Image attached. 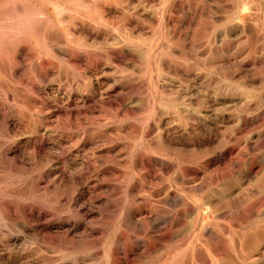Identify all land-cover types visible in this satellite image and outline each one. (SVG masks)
Segmentation results:
<instances>
[{
    "label": "rangeland",
    "instance_id": "obj_1",
    "mask_svg": "<svg viewBox=\"0 0 264 264\" xmlns=\"http://www.w3.org/2000/svg\"><path fill=\"white\" fill-rule=\"evenodd\" d=\"M75 1L0 0V264H264V0Z\"/></svg>",
    "mask_w": 264,
    "mask_h": 264
},
{
    "label": "bare ground",
    "instance_id": "obj_2",
    "mask_svg": "<svg viewBox=\"0 0 264 264\" xmlns=\"http://www.w3.org/2000/svg\"><path fill=\"white\" fill-rule=\"evenodd\" d=\"M21 1H22V0H21ZM23 1H24V0H23ZM71 1H72V0H71ZM73 1H75V0H73ZM77 1H78V0H77ZM77 1H75V2H77ZM14 2H15V0H14ZM78 2H79V1H78ZM41 3H42V2H41ZM85 3H86V2H85ZM87 3H88V2H87ZM91 3H92V1H91ZM24 4H25V3H24ZM28 4H29V3H28ZM54 4H55V3H54ZM67 4H68V3H67ZM74 5H75V4H74ZM81 5H82V4H81ZM91 5H92V4H91ZM29 6H30V5H29ZM27 7H28V6H27ZM82 7H83V6H82ZM16 8H17V6H16ZM52 8H54V7H52ZM95 8H96V7H95ZM23 9H24V8H23ZM59 9H60V8H59ZM91 9H92V6H91ZM93 9H94V8H93ZM93 9H92V10H93ZM96 9H97V8H96ZM2 10H3V9H2ZM83 10H84V9H83ZM7 11H8V9L6 10V12H7ZM12 11H14V10H12ZM21 11H22V10H21ZM28 11H29V10H28ZM55 11H56V10H55ZM74 11H75V10H74ZM88 11H89V10H88ZM2 12H3V11H2ZM4 12H5V11H4ZM15 12H16V11H15ZM25 12H26V11H24V13H25ZM71 12H72V11H71ZM7 13H8V12H7ZM10 13H11V12H10ZM18 13H19V12H18ZM22 13H23V12H22ZM26 13H27V12H26ZM29 13H30V12H29ZM76 14H77V13H76ZM76 14H75V15H76ZM82 14H84V13H82ZM96 14H97V13H96ZM98 14H99V13H98ZM1 15H2V14H1ZM1 15H0V16H1ZM3 15H5V14H3ZM3 15H2V16H3ZM11 16L15 18V16H13V15H11ZM17 16H18V15H17ZM81 16H82V15H81ZM20 17H21V16H20ZM20 17H19V18H20ZM25 17H26V15H25ZM27 17H28V16H27ZM27 17H26V18H27ZM41 17H42V16H41ZM9 18H10V17H9ZM9 18H8V19H9ZM14 18H11V20L14 19ZM92 18H93V17H92ZM5 19H6V18H5ZM5 19H4V20H5ZM15 19H16V18H15ZM17 19H18V17H17ZM2 20H3V19H2ZM21 20H22V19H21ZM16 21H17V20H16ZM18 21L20 22V19H19ZM29 21H30V20L28 19L26 22L30 24ZM32 21H33V20H32ZM9 22H11V21H9ZM22 22H24V21H21V23H22ZM34 22H35V20H34ZM45 22L47 23V20H46ZM1 23H2V22H1ZM3 23H4V22H3ZM17 23H18V22H17ZM40 23H41V22H40ZM23 24H25V22H24ZM36 24H37V21H36ZM36 24H35V25H36ZM44 24H45V23H44ZM2 25H3V24H2ZM15 25H16V26H17V25L19 26L20 23H19V24H15V23H14V24H13L14 27H11V29H9V31H10V30H13L12 28H14V29H18V28H20V26H19L18 28H15V27H16ZM8 26H9V25H8ZM11 26H12V25H11ZM23 26H25V25H23ZM37 26H38V25H37ZM39 26H40V25H39ZM44 26H45V25H44ZM32 27H33V26H32ZM32 27H31V28H32ZM40 27H41V26H40ZM0 28L3 29V26L0 27ZM31 28H30V29H31ZM4 29H6V28H4ZM4 29H3V30H4ZM21 29H22V30H21ZM21 29H19V31L21 30L22 32H24L23 27H21ZM27 29H29V28H26V27H25V31H26ZM3 30H2V32H3ZM14 31H15V30H13L12 33H14ZM33 31H34V30H33ZM35 31H36V30H35ZM35 31H34V33H35ZM44 31H45V30H44ZM17 32H18V30L15 31V33H17ZM28 32H29V31H28ZM55 32H56V31H55ZM7 33H9V32H7ZM7 33H5V34H7ZM19 33H20V32H19ZM36 33H37V32H36ZM58 33H60V32L58 31ZM32 34H33V33H32ZM37 34H38V33H37ZM47 34H48V33H47ZM1 35H2V34H1ZM7 35H8V34H7ZM7 35H6V36H7ZM30 35H31V34H30ZM33 35H35V34H33ZM54 36H55V35H54ZM7 37H8V36H7ZM16 37H17V36H16ZM18 37H19V36H18ZM18 37H17V38H18ZM35 37H36V36H35ZM33 38H34V36H33ZM34 39H35V38H34ZM44 39H45V38H44ZM56 39H57V37H56Z\"/></svg>",
    "mask_w": 264,
    "mask_h": 264
}]
</instances>
